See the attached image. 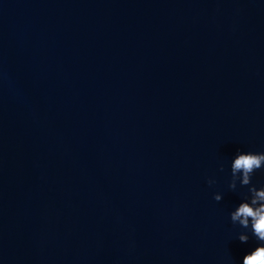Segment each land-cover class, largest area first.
Listing matches in <instances>:
<instances>
[{"label": "water", "instance_id": "95a60500", "mask_svg": "<svg viewBox=\"0 0 264 264\" xmlns=\"http://www.w3.org/2000/svg\"><path fill=\"white\" fill-rule=\"evenodd\" d=\"M240 151L264 0H0V264H242Z\"/></svg>", "mask_w": 264, "mask_h": 264}, {"label": "clouds", "instance_id": "9594fccd", "mask_svg": "<svg viewBox=\"0 0 264 264\" xmlns=\"http://www.w3.org/2000/svg\"><path fill=\"white\" fill-rule=\"evenodd\" d=\"M262 169H264V153L240 151L231 163L229 188L236 191L239 185L240 188L248 189L243 195L242 202L230 213L231 222L240 225L243 229H249L259 242L254 250L243 257L242 264H264V186L257 188L252 183L254 174ZM220 171H224L223 167ZM208 183L211 186L215 181L210 179ZM214 199L221 202L223 196L216 194ZM238 239L246 244L250 236L241 233Z\"/></svg>", "mask_w": 264, "mask_h": 264}]
</instances>
